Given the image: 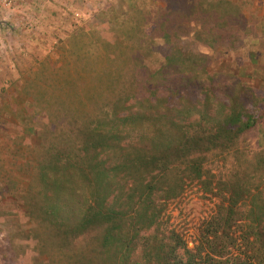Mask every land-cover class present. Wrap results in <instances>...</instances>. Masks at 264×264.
Instances as JSON below:
<instances>
[{"label":"trees","instance_id":"16d2710c","mask_svg":"<svg viewBox=\"0 0 264 264\" xmlns=\"http://www.w3.org/2000/svg\"><path fill=\"white\" fill-rule=\"evenodd\" d=\"M237 7L168 1L144 27L166 45L158 69L144 75L149 50L131 48L130 69L90 106L39 112L42 152L10 211L29 224L25 241L14 236L16 264H264V147L243 143L260 122L263 89L183 42L235 50L248 27ZM193 182L218 202L190 248L167 208Z\"/></svg>","mask_w":264,"mask_h":264},{"label":"rangeland","instance_id":"374dc122","mask_svg":"<svg viewBox=\"0 0 264 264\" xmlns=\"http://www.w3.org/2000/svg\"><path fill=\"white\" fill-rule=\"evenodd\" d=\"M79 1L56 10L45 6L47 20L40 21L28 9L32 0H13L6 7L0 4V264H16L12 245L19 241L14 236L25 241L27 235L28 222L10 211L20 207L32 164L42 152L41 136L32 131L43 122L39 112L56 103L72 104V108L76 104L81 108L82 103L90 106V96L104 95L112 77L123 76L121 67L129 62L130 69L131 48L136 53L149 50L140 60L145 65L144 75L165 62L166 45L161 39L153 41L144 33V27L171 0ZM230 1L238 5L248 24L235 50L222 46L212 50L191 38H183V42L189 48L212 54V69L224 74L242 71L248 84L255 78L263 89L257 92L263 96L264 0ZM11 11L16 13L12 15ZM49 11L53 14L49 15ZM30 19L36 21L29 22ZM57 21L58 28L54 24ZM134 73V79L143 78L141 71ZM259 115L260 122L243 139L255 149L264 147V106ZM8 181L12 183L9 190ZM217 202L193 182L181 197L168 204L170 222L190 248L196 245L199 230L215 211ZM26 246L24 243L22 247ZM36 255L31 256L33 263Z\"/></svg>","mask_w":264,"mask_h":264},{"label":"crops","instance_id":"0c3cea01","mask_svg":"<svg viewBox=\"0 0 264 264\" xmlns=\"http://www.w3.org/2000/svg\"><path fill=\"white\" fill-rule=\"evenodd\" d=\"M74 1L80 2L79 0H32L33 4H31V6H28V9H29L30 13H32L34 15L33 18H38L39 21H40V18H44L47 20V17L45 15H48V13L47 14L43 13V9L45 6L49 7V9L55 7V10H56L58 8L59 9L64 8V6H67V5H71V3H73ZM14 13H16V12L11 11L10 14L14 15ZM30 13H29V16H31ZM51 14H53V13L49 11V15H51ZM54 15H55V13H54ZM48 19L50 21L51 16ZM35 21H32L31 19L29 20V22H35ZM54 24L58 28V26H57L58 21L54 22ZM24 25H25V23H24ZM50 27H52V25H50Z\"/></svg>","mask_w":264,"mask_h":264},{"label":"built area","instance_id":"2783aa9c","mask_svg":"<svg viewBox=\"0 0 264 264\" xmlns=\"http://www.w3.org/2000/svg\"><path fill=\"white\" fill-rule=\"evenodd\" d=\"M13 0H0V4L4 7L6 6H11L12 5Z\"/></svg>","mask_w":264,"mask_h":264}]
</instances>
